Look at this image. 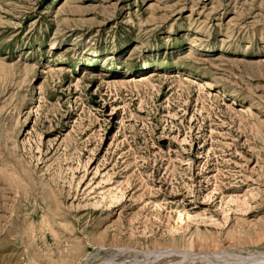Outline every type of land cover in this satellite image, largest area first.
I'll use <instances>...</instances> for the list:
<instances>
[{
    "label": "rangeland",
    "instance_id": "rangeland-1",
    "mask_svg": "<svg viewBox=\"0 0 264 264\" xmlns=\"http://www.w3.org/2000/svg\"><path fill=\"white\" fill-rule=\"evenodd\" d=\"M0 264H264V0H0Z\"/></svg>",
    "mask_w": 264,
    "mask_h": 264
},
{
    "label": "bare ground",
    "instance_id": "bare-ground-1",
    "mask_svg": "<svg viewBox=\"0 0 264 264\" xmlns=\"http://www.w3.org/2000/svg\"><path fill=\"white\" fill-rule=\"evenodd\" d=\"M151 5V4H150ZM149 5V6H150ZM55 43L52 42L51 43V47H54ZM199 89L202 87L200 84L198 85ZM203 88V87H202ZM158 221V219H156ZM168 220L170 223H172L173 225H178L181 221H182V213L176 208L174 209L171 213H169L168 215ZM175 229L177 228V226L174 227Z\"/></svg>",
    "mask_w": 264,
    "mask_h": 264
}]
</instances>
